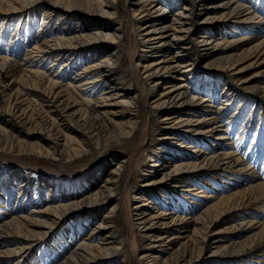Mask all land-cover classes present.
<instances>
[{
    "label": "bare ground",
    "instance_id": "1",
    "mask_svg": "<svg viewBox=\"0 0 264 264\" xmlns=\"http://www.w3.org/2000/svg\"><path fill=\"white\" fill-rule=\"evenodd\" d=\"M209 1L0 0V19L4 21L16 16L22 21L24 15L43 10L42 35L23 51L22 60L17 61L15 55H0V72L9 71L17 83L8 106L0 108V120L5 123L0 124V148L31 154L34 146L23 138L18 127L36 124L42 127L43 135L48 134L38 143L40 156L59 161L66 155L73 163L96 144L104 146L103 156L107 158L98 168L77 173L75 182L84 188L81 197L64 189L61 180L52 185L43 178L35 183V189L30 179L17 184L15 198L7 199L15 205L0 221V264H20L32 248L51 238L58 225L68 220L72 221L70 230L76 231L73 246L55 264H115L116 254L121 251L138 264H170L171 256L173 264H202L194 261L187 248L170 255L173 241L184 238L171 231L191 219L200 225L188 236L198 246L199 258L212 246V235L214 240L210 242L216 241L217 247L225 250L218 255L222 258L230 253L243 257L259 249L264 251V179L249 163L231 173L224 166L242 162V158L225 131L233 120H219L241 92L261 104L264 113V81L240 77L264 55V17L250 0H216L208 6ZM143 3V7H137ZM174 7L177 11L172 13ZM209 8L215 10L204 17ZM118 18L121 22L114 27ZM239 28H256L261 35L255 40L237 36ZM198 46L202 49L194 53ZM170 47L175 50L162 57ZM158 56L162 58L157 60ZM78 62L82 63L79 70L75 68ZM125 64L131 66L133 78L140 85L135 94L132 75L122 70ZM153 92L151 98L146 97ZM203 92L207 96H202ZM218 99L219 105L215 106ZM242 107L231 117L237 116ZM205 111L208 116L197 115ZM68 115L73 118L69 116V120ZM100 115L102 122L92 124V117ZM205 123L216 124L204 130ZM79 124L86 127L87 133L79 129ZM153 125L162 128L163 143L145 171L149 179L146 186L154 188L167 182L173 188H184L183 182L210 172L230 175L227 178L233 183L238 182L237 177L245 178L246 183L232 195H205L215 200L195 216L166 213L161 208L154 211L151 197L143 191L133 194L137 202L132 206L127 201L131 189L128 172L133 169L129 158L135 148L143 146L146 135L133 148L130 144L139 129L147 134ZM218 130L221 134L215 135ZM186 138L209 143L214 153L210 151L198 160L186 154L178 159V154L187 151ZM75 141L82 143L80 148L72 147ZM115 144L128 148L118 152L112 147ZM117 152L122 153L119 159ZM170 158L174 165L164 171ZM204 168L207 171H199ZM106 170L102 184L95 187V180ZM114 194L120 196L119 200L106 215L99 216V208L109 204ZM32 195H36L35 201ZM247 204H252L247 212L251 217L240 221V231L220 244L228 228L216 230V222ZM76 210L80 212L72 217ZM121 212L130 223L133 237L138 234L143 239L142 247L137 248L133 238L132 247L125 244L115 225ZM134 214L136 223L131 221ZM79 215L86 216L85 222L98 219L99 223L83 234ZM120 264L131 263L125 258Z\"/></svg>",
    "mask_w": 264,
    "mask_h": 264
},
{
    "label": "rangeland",
    "instance_id": "2",
    "mask_svg": "<svg viewBox=\"0 0 264 264\" xmlns=\"http://www.w3.org/2000/svg\"><path fill=\"white\" fill-rule=\"evenodd\" d=\"M216 0H210L208 6H211ZM240 2L244 3L246 0H240ZM253 8L259 12V15L264 17V0H250ZM143 4H138L137 7H143ZM258 10H257V9ZM171 10V9H170ZM215 10L214 8H209L205 12L204 17L209 16L211 12ZM177 11L176 7L172 9V13ZM203 12V11H202ZM43 10L38 8L29 14L24 15V17L20 21L19 17H12L8 21H4L0 19V55L15 57L17 61H21L23 58L24 50L31 47L41 36V16ZM263 14V15H262ZM3 18V17H2ZM121 19H115L113 22V26L117 27L118 23H120ZM6 22V23H5ZM128 28V26H127ZM46 30V29H45ZM237 36H248L253 37L252 40H255V37H259L261 33H259L256 28H239ZM44 32V31H43ZM130 33L132 30L130 28ZM15 34V35H14ZM133 36V35H132ZM12 41V42H11ZM12 43V44H11ZM12 47V48H11ZM202 47L198 46V48L194 51V53L199 52ZM174 47H170L166 52L163 53L164 58L169 56L174 51ZM7 51V52H6ZM141 51V50H140ZM139 51V53H140ZM12 52V53H11ZM11 53V54H10ZM17 55V56H16ZM161 56L156 57L157 60L162 58ZM252 61V60H251ZM248 61L247 63L251 62ZM63 62H61L62 64ZM246 63V64H247ZM14 64V63H13ZM81 62H78L75 65V68L79 70L82 66ZM13 69H16V65H13ZM122 70L124 72H128L129 75H132V81L134 82L132 87V94L138 91V81L133 78V69L128 67V65H123ZM136 75V74H135ZM258 75V76H257ZM240 77L243 79L253 77L258 82L264 81V55H262L257 61L256 64L244 72L240 74ZM157 79V78H156ZM180 81V80H177ZM66 83V80L63 82ZM17 87L16 80L14 79L12 73L9 71L0 72V108L7 107L9 104V98L13 94ZM137 89V90H136ZM154 92L150 95H146L147 98H151ZM243 94V95H242ZM207 96L206 92L202 93V96ZM247 97V98H246ZM244 100V101H243ZM218 102V103H217ZM216 102L215 106L219 105V99ZM242 105L241 112L238 113L237 116L231 117ZM261 104H257L252 96L248 95L246 92H241L239 98L236 100L234 104L231 105V109L226 111L225 114H221L219 120L225 123V118L232 119L233 122L226 125V135L229 136V141L233 149L238 153L242 158V162L238 163H229L228 165L224 164V166H228L227 169L231 172L236 171L237 168L241 166L247 165L248 163L251 167L257 168V173L261 179H264V113L263 108H261ZM75 110V109H74ZM73 110L70 111V113ZM209 111V110H208ZM224 112V111H223ZM222 112V113H223ZM233 112V113H232ZM209 112L197 113L201 117L208 116ZM150 115L154 117V112H151ZM73 118L71 115H68V119ZM235 118V119H233ZM9 117H6V120ZM69 119V120H70ZM77 119V118H76ZM92 124L98 125L102 122V117L93 116ZM2 121L0 120V124ZM218 123V122H217ZM2 124H5L4 122ZM156 124V123H155ZM216 123H205L202 124V129H208L214 126ZM82 129H81V127ZM79 129L83 132L87 133V129L85 126L79 124ZM160 126H151V129L147 132V134L143 131V129H139L134 141L131 142L132 148L134 144H136L139 140L143 139V135H146V139L143 141V146L141 148H135L136 150L132 151V155L130 156V160L133 166V169L128 172L129 174V185L130 193L128 194L127 201H130L132 206L135 205L137 201L133 199V194L135 193H148L147 195L151 197L153 201L154 211L161 208L166 213H171L174 211L175 214L179 213L182 215L189 214L190 216H195L199 214L204 208L209 206L214 202V197H206L207 196H216L221 197L223 195H232L237 190L241 189L243 183H246L245 178L237 177V183H233L223 172H210L202 175L200 178H194L192 180L183 182L185 186L180 188H173L172 186L166 185L167 182L163 183L161 186H155L154 188L146 186L147 174H145L146 169L149 165L152 164V158L155 155L159 146L162 145L163 140H161V132L162 128ZM37 128V129H36ZM40 125H24L18 127V131L24 135L23 138L27 140V142L34 147L32 148V153H22L15 150L2 149L0 148V221H3L10 211H12L14 204L11 202L7 203L8 196H15L16 194V186L21 183L23 179H30V184L32 185V189L35 186L36 182H40L43 178L44 180H49L50 184H55V182H59V180L64 182V189H69L74 194L82 196L84 188H81L80 184L76 183L75 177L79 171H87L93 168H98L101 161L106 160L107 158L103 156L105 152V148L103 145L97 146L92 145L90 151L86 153V155L76 159L73 163L67 161L66 155H63L61 160H54L52 158H47L40 156L38 154V147L42 138H48V134H42ZM143 131V132H142ZM224 132V130H223ZM230 132V133H229ZM244 132V133H243ZM142 133V136H140ZM228 133V134H227ZM234 133V134H233ZM221 134V131L215 132V135ZM214 135V134H213ZM55 138V137H53ZM81 138V137H80ZM213 138V136H212ZM139 139V140H138ZM207 139V138H204ZM208 138L207 140H210ZM174 141V140H172ZM177 141V140H175ZM34 143V144H33ZM82 143L79 141H75L72 143V147L80 148ZM188 147H186V152L180 153L179 158L182 157L184 159V154L193 157L191 160H198L202 158L206 153L212 152L214 153V148L210 147L209 143H205L204 141H195L189 138H186L184 143ZM191 146V147H190ZM113 149H117V151H123V149H127L128 146L124 145H113ZM131 147V146H129ZM37 148V150H36ZM198 148V151H194ZM116 154L117 158L121 157L122 153ZM177 155V153H176ZM199 157V158H198ZM186 159V158H185ZM168 161L165 163L163 167L164 171H168L174 165V159H167ZM115 162V160H114ZM242 163V165H241ZM236 164V165H235ZM235 168V169H234ZM253 169V168H252ZM207 171L206 168L200 169L199 171ZM198 171V170H197ZM107 170L103 172L97 180H95V187L97 185L102 184V181L105 177ZM187 173L194 174L192 170H188ZM232 176V175H231ZM228 181H227V180ZM244 179V180H243ZM225 181H227L225 183ZM188 182V183H187ZM230 182V184H229ZM49 186V184H47ZM240 186V187H239ZM35 189V188H34ZM192 189V190H191ZM46 188H43V193L45 196ZM78 190V191H77ZM157 190V191H156ZM156 191V192H155ZM160 191V192H159ZM202 191V192H201ZM159 194H158V193ZM157 193V194H156ZM204 195V196H203ZM12 197V198H13ZM120 197L118 194H114L111 198V202L109 204H105L99 208V216L106 215L108 210L113 206L115 202L119 200ZM148 197V198H149ZM15 198V197H14ZM36 195H32V201H35ZM248 199L252 200V197L248 196ZM117 200V201H116ZM251 203V202H250ZM248 205V204H247ZM251 205L249 204L247 207H243L234 212H230L222 216L217 222L214 228L219 230L221 228L227 229L225 232V239L220 242V244L226 243V241L232 237L234 234H237L240 231L239 223L244 218H250L251 216L247 215L248 210L251 209ZM44 207V205H43ZM29 209L31 207H28ZM80 211L73 213L72 217H75ZM122 213V214H121ZM118 218L115 220V225L119 227L120 235H123L122 239L125 244L131 246L132 238L136 240V246L142 247L144 244L143 239L136 234V237H133L130 223H127L124 218L123 212H121ZM212 213V214H211ZM210 213V217L213 218L215 212L212 211ZM86 216L79 215V220L82 222L83 234H88L92 231V228L95 227L99 220H91L89 222H85ZM137 215L132 216V222L136 223ZM187 224V228H182V226ZM182 224L179 227L173 228L171 231L174 235H181L184 238H177L173 241L172 248L170 249L172 252H177L182 250L183 248H187L192 252V256L194 261H199L202 264H264V251L257 250L253 254L248 256H237L235 253L227 254L228 257L222 258L218 255L225 252L224 249L218 248L215 242H210L214 240V235L210 236L209 243L212 245L207 248L202 257L199 256L198 246L195 245L192 241L188 240L191 236L190 234L195 230L196 227L200 225L198 223L193 222V220H189V222ZM72 228V221L68 220L55 229L53 235H51L47 241L41 242L39 245L32 248L31 252L26 256L24 261L20 264H55L57 263L61 257L67 256L68 251L73 246V238L75 230H70ZM177 228V229H176ZM74 229V228H73ZM182 229V230H181ZM71 231V232H70ZM186 231V232H183ZM67 232V233H65ZM213 233V232H212ZM125 234V235H124ZM189 236V237H188ZM128 237V238H127ZM188 237V238H187ZM127 239V240H126ZM187 240V241H186ZM189 241V242H188ZM135 242V241H134ZM187 243V244H186ZM0 245V247H2ZM132 247V246H131ZM217 247V248H216ZM218 249V250H217ZM218 251V253H217ZM220 251V252H219ZM165 255V257L170 256ZM128 256V257H127ZM121 251L116 254L115 264H120L126 258L127 261L131 264H138L136 259L132 256H129ZM130 257V258H129ZM219 257V258H218ZM175 259L171 256L170 264H173ZM172 262V263H171Z\"/></svg>",
    "mask_w": 264,
    "mask_h": 264
}]
</instances>
